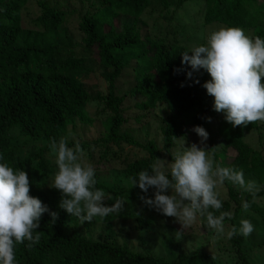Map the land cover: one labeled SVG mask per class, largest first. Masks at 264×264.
<instances>
[{
    "label": "trees",
    "instance_id": "obj_1",
    "mask_svg": "<svg viewBox=\"0 0 264 264\" xmlns=\"http://www.w3.org/2000/svg\"><path fill=\"white\" fill-rule=\"evenodd\" d=\"M25 0H0V163H6L13 171L24 170L30 181V195L39 198L49 209L42 215L40 227L34 230L43 233L39 243L32 247L25 240L14 242V264H216L204 252L193 254L177 253L175 262L150 252L145 247H132L113 240L111 222H106L104 230L84 236L78 229L75 216H70L59 207L61 192L55 188L41 187L45 176V160L42 152L53 140L59 143L65 138L68 147L79 143L86 151V158L95 170L96 189L106 187L99 181L101 168L110 167L117 158V149L122 144L134 145L144 149L146 157L123 161L122 169L133 182L141 171L151 172L156 146L152 141L139 143L129 134L121 131L124 121L122 103L126 95L140 97L134 103L138 111L150 112L161 104L167 112L164 123L159 127L161 149L168 158L174 140L191 133L194 126H202L207 132V118L221 114L217 134L223 148L234 151V163L247 173L258 172L263 179L264 192V154L244 140L246 133L264 127V121H256L247 126L233 127L223 113L214 110V98L202 86L206 77L202 70L193 71L182 63V54L189 52L184 46L167 45L161 41L140 40L134 25L123 24L115 30L113 17L127 16L135 20L148 6L150 0H97L95 13H84L77 23L84 49L90 52L97 64L105 71L106 93L95 95L109 112L104 130L90 140H68L67 127L75 121L90 124L85 107L91 99L79 76L85 72L83 60L67 46L56 39L62 28L64 14L56 11L46 2L39 1L41 13L35 20V30L24 29L20 24V6ZM204 23H221L227 28H244L252 31V37L264 38V6L257 0H204ZM111 19H108L110 15ZM109 26L107 31L103 25ZM134 59V85L121 96L116 95L114 81L129 61ZM179 71H175V70ZM192 72L191 78L187 76ZM199 80V83H195ZM181 84L184 86L181 87ZM93 98V97H92ZM150 110V111H149ZM19 132L32 141L44 143L40 151H29L27 157L18 159V148L12 143L11 130ZM200 138V137H199ZM98 148L97 159L92 161V148ZM114 147V148H113ZM216 164L219 156L212 152ZM222 167V166H221ZM166 173L170 174V170ZM227 184V180L224 181ZM131 190L142 191L138 185ZM228 200H222L220 211H227L230 202L234 203L232 219L228 231L235 226L236 212L242 208V200L252 202L247 193L238 201L234 191L226 185ZM50 213H57L53 221ZM105 220H109L106 217ZM88 225V223H85ZM242 235L229 239L234 248V264H250L240 247ZM172 253H176L173 251ZM175 257V256H174Z\"/></svg>",
    "mask_w": 264,
    "mask_h": 264
},
{
    "label": "rangeland",
    "instance_id": "obj_2",
    "mask_svg": "<svg viewBox=\"0 0 264 264\" xmlns=\"http://www.w3.org/2000/svg\"><path fill=\"white\" fill-rule=\"evenodd\" d=\"M39 1L46 2L56 11H61L64 14V22L62 28L58 30V38L56 41L64 46H68L73 50L76 56L83 60V67L86 69L79 76L84 88L90 94L91 99L85 107V114L92 119L90 124L81 123L77 120L73 126L68 125L67 137L68 140L81 141L90 140L100 135L104 130L106 117L109 112L103 108V103L96 100L95 95H104L106 93L107 83L103 78L105 71L97 64L96 59L90 52L83 47L81 34L77 28L79 18L84 14H92L98 9L97 0H25L20 6V24L24 29L35 30V20L40 15L41 10L38 5ZM258 5L264 6V0H257ZM205 9L204 0H150L148 6L141 14L133 20L131 17L118 16L113 17L112 14L108 19L112 18L115 30H120L123 24L134 25L137 28L140 40L161 41L167 45L184 46L189 50V55L193 47L204 45L207 46L210 34L221 28H227L225 25L217 22L204 23L203 13ZM93 15V14H92ZM108 25H103V30L107 31ZM242 29L246 35L252 37V31ZM264 29V27H263ZM135 60L129 61L128 65L123 68L114 81L115 93L121 96L125 91L134 85L133 67ZM206 81L211 79L210 74L201 69ZM264 82V80H262ZM93 97V98H92ZM141 98L126 95L122 103V115L124 118L121 124V131L126 132L132 139L139 143L152 141L156 146L154 153L153 164L156 159L172 161L175 153L183 152L185 147H190L192 143L200 144V138L191 133H187L183 129L181 137L174 140L173 146L167 154L161 149V136L159 127L164 123L166 111L164 106L158 104L150 112L138 111L134 103ZM221 118V114H216L211 117V121L207 122L206 128L209 137L205 142L210 154L215 153L219 156L218 161L222 167H233L239 169L234 163V151L231 148H223L219 135L217 134V125ZM13 137L12 143L18 148L17 158L28 156L29 151L38 152L45 146L44 143L32 141L22 135L17 128L11 130ZM244 140L247 141L253 148L264 154V127L246 133ZM46 147V146H45ZM215 147L214 149H211ZM74 148V147H70ZM114 148V147H113ZM86 151L83 150V155L79 162L88 164L90 161L86 158ZM92 161L97 159L98 148H92L90 152ZM117 158L112 162L111 166L102 169L99 173V181L106 187L103 189L105 193V204L112 205L116 199L127 201L125 208L119 214H110L109 220H101L99 217H94L92 222L86 225L81 223L76 217L78 229L84 236L93 235L104 230L105 223L111 222V231L113 240L119 244H126L128 247H145L150 249L154 255L165 257L172 262H175L177 253L193 254L204 252L210 255L216 264H234L236 261L234 248L230 245L228 238L229 221L225 220V231L223 234H217L215 230L209 228L205 218L197 219L191 227L183 229L181 237L178 239L176 231L181 229V225L174 217H166L155 209L146 206L141 196H147L154 199V189L150 188L148 193L131 190L132 180L123 172L122 163L126 160L146 157L147 153L144 149L128 144H122L117 149ZM45 160L44 170L45 176L41 180V187H49L54 183V177L58 172L56 163L57 153L49 146L42 152ZM214 161V159H213ZM214 161L213 167L215 168ZM169 171L168 169L165 170ZM246 181L254 180L262 188L263 179H260V174L244 172ZM236 198L240 201L248 192L243 191L238 185L227 181ZM226 185H218L216 191L219 193V198L228 200ZM168 194H171L170 191ZM253 200V199H252ZM234 203L230 202L228 212L233 214ZM219 215V212L216 213ZM241 220H249L254 225V231L248 236H242L240 247L243 253L247 256L250 264H264V192L256 197L255 202L251 203V207L247 212L242 208L236 212L234 222L237 229L240 228ZM175 251L176 253H172ZM175 256V257H174Z\"/></svg>",
    "mask_w": 264,
    "mask_h": 264
},
{
    "label": "clouds",
    "instance_id": "obj_3",
    "mask_svg": "<svg viewBox=\"0 0 264 264\" xmlns=\"http://www.w3.org/2000/svg\"><path fill=\"white\" fill-rule=\"evenodd\" d=\"M190 52L192 55L187 51L182 54V63L190 65L193 71L204 69L210 74L211 79L202 86L214 98L216 112L223 113L233 127L264 121V38H250L240 28H221L210 34L207 46L193 47ZM187 76L191 78L192 72ZM207 120L210 122L211 117ZM191 131L200 137L199 145L192 143L183 152L175 153L171 162L157 158L151 172L141 171L138 179H133L134 186L138 185L145 194L150 188L155 190L154 199H140L149 208L176 219L181 225L176 231L178 239L198 217L205 218L207 226L217 234L224 233L225 218L232 219V213L220 211L222 201L216 188L225 180L250 193L252 202L261 191L256 181L245 180L242 170L218 164L214 168L213 156L205 144L209 133L202 126H194ZM50 147L57 153L58 172L51 187L61 192L60 208L79 218L82 224L92 222L94 217L103 220L123 211L127 203L123 199H116L110 206L105 204L104 191L95 188L93 166L79 162L83 155L79 143L70 148L66 139L61 138L58 144L53 140ZM29 193L28 174L24 170L14 172L6 163H0V264H14V242L27 240V246L32 247L43 235L33 232L49 209ZM252 202L242 200V209L247 212ZM50 215L54 221L58 214ZM240 225L239 229L233 226L228 231V238L237 234L248 237L254 231L249 220H241Z\"/></svg>",
    "mask_w": 264,
    "mask_h": 264
}]
</instances>
